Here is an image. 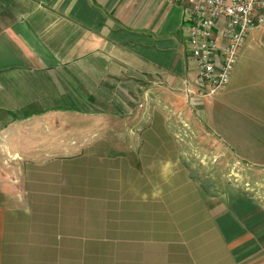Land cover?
Listing matches in <instances>:
<instances>
[{"label":"crops","instance_id":"obj_1","mask_svg":"<svg viewBox=\"0 0 264 264\" xmlns=\"http://www.w3.org/2000/svg\"><path fill=\"white\" fill-rule=\"evenodd\" d=\"M188 30L186 5L167 0H0V264H264V201L205 194L180 164L185 144H203L264 177V29L249 32L227 85L204 98L186 92L188 82L198 90ZM88 115L138 120L144 158L161 159L142 161L144 177L120 170L139 180L111 188L137 198L129 217L87 215L84 171L20 168L12 181L1 169L7 155L21 158L18 128Z\"/></svg>","mask_w":264,"mask_h":264},{"label":"rangeland","instance_id":"obj_2","mask_svg":"<svg viewBox=\"0 0 264 264\" xmlns=\"http://www.w3.org/2000/svg\"><path fill=\"white\" fill-rule=\"evenodd\" d=\"M37 120L41 121L40 119ZM50 120L47 125L40 122L36 123L35 120L28 127L22 126L16 130L17 139L13 141L15 146H13L12 151L19 149L22 154L21 158H12L7 155L8 158L1 159V169L9 174L6 178L14 181V174H10V172L14 171L17 178L18 173L16 171H19L20 168L26 172L34 167L42 166L66 169L65 172L70 168L84 171L85 174L80 176L77 172L71 174L69 179L71 182L72 179L75 180L79 176L80 180L83 181L84 179L87 184H94L91 192L87 191L88 196L92 195V200L86 199L87 207L85 210H87V215L92 217L102 214L101 220H104L116 209L124 218L126 215L127 217L131 216L132 210H129V207L135 205L133 200L136 201L137 198L133 199L135 196L130 189V193H127L129 196H125L126 192L111 190V188L115 184L126 185L129 182H139V180H136L134 175H121L120 170L130 165L138 168L140 177H144L142 161L151 169L157 168L161 161L160 158L150 159L152 164L156 163L154 166L149 165L148 159L144 158L147 155L148 143L145 137L138 140V136L144 129L141 123L138 120L130 122L132 118L118 123L99 122L89 115L70 118L69 120L52 117ZM130 124L133 125L131 129ZM130 130L133 131L131 134L129 133ZM205 141L204 143L210 144ZM199 146V151H196L192 143L185 144L183 149L185 157L180 159V164H184L189 169L191 178L200 184V188L204 190L205 194L222 198L223 195L232 192L249 199L264 201V177L262 173L258 175L255 170L241 164L236 159L228 161L226 158H214L210 150L206 148L207 145L200 144ZM43 147L48 148V150L51 148L50 157H46L45 152L40 153ZM29 149L31 152L27 151ZM213 149H216L215 146ZM189 153H193V156H190ZM110 169H118V174L109 172ZM156 178L160 177L157 175L154 179ZM98 190L99 192H97ZM115 193H118L119 196L112 198ZM96 195L102 197L93 201ZM160 198L163 200V194ZM192 198H194L193 192L189 190L183 195V200L188 199V202L178 208L187 211L192 204L190 202ZM187 213L189 214V212ZM236 214L230 218V221H235L233 218L236 217ZM160 216L163 217V215ZM177 217L179 216L177 215ZM125 220L122 221L125 222ZM162 221L163 219H161ZM178 223L182 227L184 226L182 220H179ZM222 223L224 227V222ZM216 225L218 227L217 223ZM223 227L220 225V228Z\"/></svg>","mask_w":264,"mask_h":264},{"label":"built area","instance_id":"obj_3","mask_svg":"<svg viewBox=\"0 0 264 264\" xmlns=\"http://www.w3.org/2000/svg\"><path fill=\"white\" fill-rule=\"evenodd\" d=\"M186 5L189 45L198 65L197 91L216 96L229 82L249 32L264 29V0H167Z\"/></svg>","mask_w":264,"mask_h":264},{"label":"clouds","instance_id":"obj_4","mask_svg":"<svg viewBox=\"0 0 264 264\" xmlns=\"http://www.w3.org/2000/svg\"><path fill=\"white\" fill-rule=\"evenodd\" d=\"M167 169H168V165L165 164V165L163 166V168H162V175H163L164 173L167 172Z\"/></svg>","mask_w":264,"mask_h":264}]
</instances>
